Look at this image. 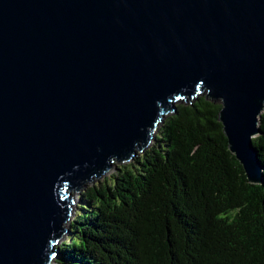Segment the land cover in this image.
<instances>
[{"label":"water","instance_id":"1","mask_svg":"<svg viewBox=\"0 0 264 264\" xmlns=\"http://www.w3.org/2000/svg\"><path fill=\"white\" fill-rule=\"evenodd\" d=\"M200 94L261 183L264 0H0V264L51 263L72 191Z\"/></svg>","mask_w":264,"mask_h":264},{"label":"trees","instance_id":"2","mask_svg":"<svg viewBox=\"0 0 264 264\" xmlns=\"http://www.w3.org/2000/svg\"><path fill=\"white\" fill-rule=\"evenodd\" d=\"M220 103H176L152 143L80 192L53 264H264V110L250 183L228 148Z\"/></svg>","mask_w":264,"mask_h":264},{"label":"rangeland","instance_id":"3","mask_svg":"<svg viewBox=\"0 0 264 264\" xmlns=\"http://www.w3.org/2000/svg\"><path fill=\"white\" fill-rule=\"evenodd\" d=\"M181 102H184V101H178L177 103H181ZM184 103H187V102H184ZM118 164H122V163H118ZM118 164L116 163L115 166L118 165ZM115 166L112 167L110 169V171H108L107 173L103 174L101 177L94 179L93 182L87 183L84 188L78 189L79 190L78 192H75L74 190L72 191V194L74 195V202H73V204H74V213H75V210H76V206L79 203V195H80V192L82 190H84L88 185L95 184V183H97V181H101V180H103L104 177H106L109 174L113 173L115 171ZM73 217H74V215H73ZM67 235H68V233H65L64 236L58 241V243L56 244V246H59L64 240H66L67 239ZM55 258L49 264H53Z\"/></svg>","mask_w":264,"mask_h":264}]
</instances>
